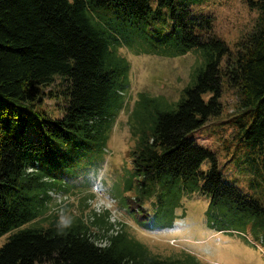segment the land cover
<instances>
[{"label":"trees","instance_id":"trees-1","mask_svg":"<svg viewBox=\"0 0 264 264\" xmlns=\"http://www.w3.org/2000/svg\"><path fill=\"white\" fill-rule=\"evenodd\" d=\"M246 1L259 14L232 45L218 34L208 0H0V236L7 234L0 264H202L191 250L153 251L127 222L109 232L108 210H94L91 223L57 212L45 225L33 223L49 189H60V175H74L62 166H79L81 159L103 168L105 155L95 150L107 148L112 116L130 97L127 49L193 51L198 58L174 108L157 104L152 117L129 116L127 185L142 188L137 200L149 205L139 204L141 215L155 208L154 215L161 210L172 219L182 200L203 194L208 211L229 206L264 224V202L224 180L217 154L189 136L222 112L223 91L234 87L237 132L248 137L251 152L264 154V0ZM47 86L63 88L62 114L39 104Z\"/></svg>","mask_w":264,"mask_h":264},{"label":"rangeland","instance_id":"rangeland-1","mask_svg":"<svg viewBox=\"0 0 264 264\" xmlns=\"http://www.w3.org/2000/svg\"><path fill=\"white\" fill-rule=\"evenodd\" d=\"M206 10L215 15L218 34L232 45L253 27L259 14L246 0H208ZM125 53L132 63L130 97L120 112L112 116L107 148L95 150L99 156L105 155L103 168L99 169V163L87 164L81 159L79 166L77 163L71 167L62 166L63 172L73 169L74 175H60V189L51 190L60 191L63 196L60 194L56 197L50 192L44 213L33 223L45 225L49 215L55 212L64 219L76 214L83 215L86 222L91 223L95 216L93 208L109 207L112 202L100 203V198L95 201L99 189L105 191L107 196L115 197L117 203L114 202V214L108 210L111 223L108 225L109 232H117L127 222L135 238L163 255L191 250L202 264H264V224L257 225L262 217H246L234 213L229 206H224L221 211L219 208L208 211L209 196L203 194L182 200V204L175 207L176 216L172 219L163 215L161 210L154 215L155 208H148L145 216L141 215L145 209L139 204L148 206L149 203L137 200L142 188L127 185L132 180L126 172L127 166L132 167L127 154L131 129L129 116L135 114L138 119L150 117L157 104L165 109L174 108L184 87L192 81L198 58L193 51L180 55H160L134 53L127 49ZM52 86L45 87L42 103L39 104L55 114H62L63 88H59V91ZM51 90L58 93L52 96ZM142 90L157 97L141 99L139 92ZM221 100L222 112L212 115L190 131L189 136L217 154L224 180L238 185L264 202V164L261 158L264 154L259 150L251 152L247 144L248 137L237 132L238 125L234 123L239 110L236 89L226 88ZM251 155L258 157L249 159ZM209 163L207 160L204 166ZM63 176L65 179L61 180ZM33 223H26L25 226H32ZM106 230L100 229L102 232ZM6 240L7 234L0 236V247Z\"/></svg>","mask_w":264,"mask_h":264},{"label":"built area","instance_id":"built-area-1","mask_svg":"<svg viewBox=\"0 0 264 264\" xmlns=\"http://www.w3.org/2000/svg\"><path fill=\"white\" fill-rule=\"evenodd\" d=\"M96 196H97V197H96V200H95V201H97V199L100 198V199H101L100 203L105 202V201H106V202L112 201V202L110 203V206H109V207H105V206H103L102 208H99V207H97V205H96L97 209L94 207L96 211L101 212V211H103L104 209L108 208V209L111 210L112 214L115 213L116 210H114V207H113V206H114V202H115V198L107 196V195L105 194L104 191L99 190V189H98V191H96ZM62 198H63V197H62ZM115 204H116V203H115Z\"/></svg>","mask_w":264,"mask_h":264},{"label":"clouds","instance_id":"clouds-1","mask_svg":"<svg viewBox=\"0 0 264 264\" xmlns=\"http://www.w3.org/2000/svg\"><path fill=\"white\" fill-rule=\"evenodd\" d=\"M52 189V188H51ZM51 189H49V191H48V193L50 194V192H52L53 194H54V196H56V197H58L60 194L63 196V194H62V192H60V191H57V192H53V190H51ZM105 192V191H104ZM109 197H113V196H109ZM113 198H115V197H113ZM115 203H116V199H115ZM116 205H117V203H116ZM93 210H95V208H93ZM104 210H109L110 212H111V210L110 209H108V208H106V209H104ZM96 211V210H95ZM98 212V211H97ZM123 222H125V221H123ZM61 226H66V222L65 221H63V220H61ZM107 239V238H106ZM106 239L104 240L105 241V243H106ZM104 241H101V243L103 244V242Z\"/></svg>","mask_w":264,"mask_h":264}]
</instances>
